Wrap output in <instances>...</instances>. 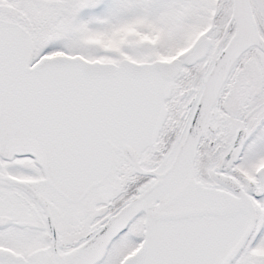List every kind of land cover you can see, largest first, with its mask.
Listing matches in <instances>:
<instances>
[{
	"label": "snow or ice",
	"instance_id": "obj_1",
	"mask_svg": "<svg viewBox=\"0 0 264 264\" xmlns=\"http://www.w3.org/2000/svg\"><path fill=\"white\" fill-rule=\"evenodd\" d=\"M0 264H264V0H0Z\"/></svg>",
	"mask_w": 264,
	"mask_h": 264
}]
</instances>
